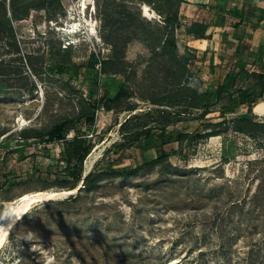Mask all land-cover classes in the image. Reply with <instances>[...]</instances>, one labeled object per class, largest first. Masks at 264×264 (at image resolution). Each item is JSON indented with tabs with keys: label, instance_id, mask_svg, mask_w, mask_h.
<instances>
[{
	"label": "rangeland",
	"instance_id": "1",
	"mask_svg": "<svg viewBox=\"0 0 264 264\" xmlns=\"http://www.w3.org/2000/svg\"><path fill=\"white\" fill-rule=\"evenodd\" d=\"M187 12L180 13L176 37L180 54L189 49L197 55L189 86L214 97L205 117L202 110L175 115L177 108L153 104L163 101V67L143 39L163 19L141 0H47L43 10L32 9L28 19L14 21L32 59L10 62L1 70L0 215L24 194L66 191L56 180L66 167V143H24L19 132L50 128L88 111L90 93L100 107L92 130L82 128L94 143L84 176L99 164L112 165L104 170L97 190H85L75 201L67 198L77 192L34 204L0 251V264H250L245 239L229 240L213 222L214 193L236 188L244 194L258 187L262 163L251 161L263 157V134L233 132L164 147L161 142L172 131L195 133L212 131L211 124L232 125L250 108L251 119L264 123V105L257 107L264 104L259 65L264 36L251 34V23L247 29L224 28L225 18L218 16L215 39L205 49L198 44L194 48L186 35L191 24ZM232 33L243 36L233 54L228 49ZM256 41L259 46H253ZM6 53L2 42V58L8 61ZM115 53L121 73H101L99 62ZM222 84L226 90L219 97ZM122 87L132 93L130 99H123L120 108L104 110L103 101L113 99ZM163 111L172 113L170 119L176 122L167 132L161 130ZM127 129L145 133L125 145ZM172 147L181 154L170 156L178 170L167 172L159 162L144 164L155 159L154 152ZM114 161L117 166L129 164L130 173L116 172Z\"/></svg>",
	"mask_w": 264,
	"mask_h": 264
},
{
	"label": "trees",
	"instance_id": "2",
	"mask_svg": "<svg viewBox=\"0 0 264 264\" xmlns=\"http://www.w3.org/2000/svg\"><path fill=\"white\" fill-rule=\"evenodd\" d=\"M144 4L151 7L163 19L162 25L156 24V32L144 36V42L151 50L152 54L159 58L162 62V84L164 88L163 101L153 100V104L161 107L177 108L176 114L187 113L188 111L202 110V116L208 115L209 107L214 99L208 91L199 92L189 86L190 78L193 77L191 65L196 61L197 55L195 52L186 49L183 54L179 53L178 41L176 31L181 26L180 12L182 4L188 2L186 0H141ZM209 0L208 3L201 4L204 8H212ZM216 11H221L227 14L228 17L224 22V26L240 29L245 27L247 23L252 24V29H260L264 31V0H214ZM243 5V10H239V3ZM47 0H10L7 4L6 0H0V76L2 77V66L10 64V62L25 60L30 62L32 55L24 51L23 42L19 40L17 32L14 27V21H21L28 19L31 10H43L46 6ZM214 25H205L198 22L190 24L187 28L186 35L194 36L199 39L213 40ZM232 41L229 42V53L238 52L237 47L243 41V36L229 34ZM2 42L4 48L7 50L9 60L2 58ZM261 47V46H260ZM67 49V48H66ZM262 52L264 48L262 46ZM117 53L115 56L104 61H100L101 73L107 74L109 72L121 73L118 64L115 63ZM262 76L264 77V53L259 59ZM47 65V63H46ZM113 65V69L109 70L108 66ZM47 68V67H46ZM46 68L44 70H46ZM58 70L64 68V64L58 66ZM47 71V70H46ZM227 76V74H226ZM230 76H227V80ZM221 84V82L219 83ZM229 84L227 83V86ZM220 86V87H219ZM218 96L221 97L225 92L226 86L219 85ZM225 86V87H224ZM264 90V87L262 88ZM217 92V91H216ZM132 93L126 88H120L113 99L103 101L104 110H112L120 108L123 99H130ZM249 99V98H248ZM89 110L80 111L77 115L71 118L62 119L50 128H23L19 132L20 140L24 143H66V148L62 152L66 167L62 173H58L57 179L64 185L66 191L77 190L76 195L67 198L68 201H75L79 196L88 191H95L103 181L106 168L112 165L110 157H107L108 164L97 165L91 172L84 177V163L86 158L91 153L94 143L83 132L82 128L92 130L96 124L97 111L100 104L93 96L89 95L88 101ZM261 104L257 107H261ZM135 109L130 108L129 111ZM252 108L243 116L236 118L232 125L226 122L211 124L212 131L200 130L195 133H186L183 131H172L168 137H162L161 146H168L170 144L180 143L185 145L189 139L207 140L211 137L228 136L233 132L247 134L255 137L258 133L263 134L264 137V123L254 122L251 119ZM166 115V121L162 123L161 130L167 132L169 126L173 122L170 117L172 113L163 111ZM124 124H122L123 126ZM77 130L76 135L68 140L67 136L70 132ZM144 131L135 132L132 129L125 131V145L132 144L138 140ZM145 133V132H144ZM116 147L110 148L107 155L111 153ZM171 155L181 156L180 152L174 147L170 151L162 150L160 153L154 152L155 159L144 164H152L159 162L164 166V170L171 172L178 170V167L171 161ZM263 157L259 160L251 161V165H259L262 163V170L260 180L257 188H249L246 193H242L236 188L216 189L215 196L217 198L216 212L213 215V222L217 224V228L222 236H227L229 240L242 237L248 243V254L250 264H264V147L262 149ZM116 172L127 175L130 173L129 167L117 166V162H112ZM214 196V198H215ZM10 238V237H9ZM223 250H226L225 248Z\"/></svg>",
	"mask_w": 264,
	"mask_h": 264
},
{
	"label": "bare ground",
	"instance_id": "3",
	"mask_svg": "<svg viewBox=\"0 0 264 264\" xmlns=\"http://www.w3.org/2000/svg\"><path fill=\"white\" fill-rule=\"evenodd\" d=\"M145 13L149 15L148 7L145 8ZM76 192L77 190L74 189L72 191L63 190L60 192L43 191L28 193L24 194L15 202L10 203V205L6 206V210L0 215V251L4 248L7 241L9 240L12 230L19 224V221L29 213L34 204L56 199L59 197H64Z\"/></svg>",
	"mask_w": 264,
	"mask_h": 264
},
{
	"label": "crops",
	"instance_id": "4",
	"mask_svg": "<svg viewBox=\"0 0 264 264\" xmlns=\"http://www.w3.org/2000/svg\"><path fill=\"white\" fill-rule=\"evenodd\" d=\"M186 1L188 2V4L187 3L182 4V8H181V12L180 13H181V15H183L184 11L185 12L188 11L186 15L188 16V19H190L188 21L191 24L195 23V22H198V23L205 24V25L209 24V25H214L215 26L216 25V23H214L215 22V18H218V16H220V17H224L225 20H226L227 17H228V15L226 13L223 14L221 11L219 12V11L214 10V8L216 7L214 0H212L210 2V5L213 6L212 8H209V7L208 8H204V7L200 6L201 4L208 3L209 0H186ZM238 5H239V10L242 11L243 10V5H241V2ZM200 16H204V18H205V16H207V17L210 16V20L208 21V20L199 19V18H201ZM247 24H246L245 27H242V28L247 29L250 26L251 27V29H250L251 30V34L258 35V37L256 36V38H259V36H261V35L264 36V31H262L260 29L253 30L252 29V24L249 25V26ZM224 28H225V26H224ZM228 28H231L232 30H235L232 27H228ZM188 37L190 39H193L192 44L195 42V46H193L194 48H198V47H196L197 46L196 44H198V46L201 47L200 49H205L206 46H207L206 44L212 42V40L199 39V38H196L194 36H188ZM215 37L216 36H214V39H215ZM259 44L260 43L256 41V42L253 43V46H256V45L259 46ZM252 49L254 50V48H252ZM237 51H239V50H237Z\"/></svg>",
	"mask_w": 264,
	"mask_h": 264
},
{
	"label": "water",
	"instance_id": "5",
	"mask_svg": "<svg viewBox=\"0 0 264 264\" xmlns=\"http://www.w3.org/2000/svg\"><path fill=\"white\" fill-rule=\"evenodd\" d=\"M85 177V176H84Z\"/></svg>",
	"mask_w": 264,
	"mask_h": 264
}]
</instances>
